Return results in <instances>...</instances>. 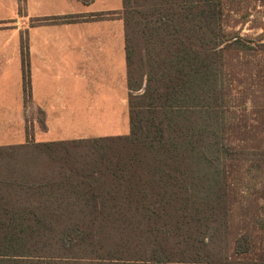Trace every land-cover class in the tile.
Segmentation results:
<instances>
[{"label": "trees", "instance_id": "trees-1", "mask_svg": "<svg viewBox=\"0 0 264 264\" xmlns=\"http://www.w3.org/2000/svg\"><path fill=\"white\" fill-rule=\"evenodd\" d=\"M123 2L130 132L0 146V264H264V205L226 169H261L264 146L222 117L225 53L264 55V34L226 31L222 0Z\"/></svg>", "mask_w": 264, "mask_h": 264}, {"label": "crops", "instance_id": "crops-1", "mask_svg": "<svg viewBox=\"0 0 264 264\" xmlns=\"http://www.w3.org/2000/svg\"><path fill=\"white\" fill-rule=\"evenodd\" d=\"M0 0V146L28 142L23 34L32 103L44 117L30 139L130 132L123 0ZM86 125L91 126L86 130ZM102 126L101 129H94Z\"/></svg>", "mask_w": 264, "mask_h": 264}, {"label": "rangeland", "instance_id": "rangeland-1", "mask_svg": "<svg viewBox=\"0 0 264 264\" xmlns=\"http://www.w3.org/2000/svg\"><path fill=\"white\" fill-rule=\"evenodd\" d=\"M133 1V4L141 2L149 5L158 2V0ZM222 5L224 10L223 27L226 31L238 32L242 36L254 40L260 39V36L264 34V0H222ZM145 46H141V50ZM223 77L225 89L227 87V90H229V94H227L228 102L222 113V117L227 123L228 134L226 138L236 142L239 137L243 146H264V55L240 48L228 50L225 53ZM243 100L246 101L248 109L242 106ZM26 106L25 128L28 141L33 142L29 134L33 135V129L36 125L39 127L43 125L44 117L33 103H28ZM234 122H240L244 129L250 128L254 124L257 125L253 127L254 133L250 135L240 131L239 133L235 132L232 128ZM90 127L86 125V130ZM101 128L103 127L99 126L94 129ZM96 136L89 133L85 138ZM98 136L107 135L101 134ZM226 169L228 179L233 184V189L239 197L241 195L257 197V202L264 205V167L248 170L247 162L242 161L238 164L237 162H229ZM253 210L257 212L259 208L254 206ZM243 211L242 208L237 207L235 212L237 222L242 224ZM237 226L240 228L238 223Z\"/></svg>", "mask_w": 264, "mask_h": 264}]
</instances>
